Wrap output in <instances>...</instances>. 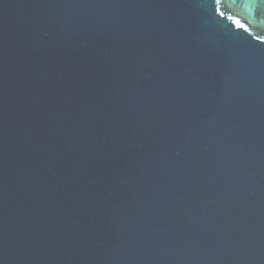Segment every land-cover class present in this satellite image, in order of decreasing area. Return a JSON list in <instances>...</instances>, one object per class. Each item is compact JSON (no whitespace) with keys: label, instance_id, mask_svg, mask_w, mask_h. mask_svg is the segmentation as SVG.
<instances>
[{"label":"water","instance_id":"obj_1","mask_svg":"<svg viewBox=\"0 0 264 264\" xmlns=\"http://www.w3.org/2000/svg\"><path fill=\"white\" fill-rule=\"evenodd\" d=\"M0 264H264V0H0Z\"/></svg>","mask_w":264,"mask_h":264},{"label":"snow or ice","instance_id":"obj_2","mask_svg":"<svg viewBox=\"0 0 264 264\" xmlns=\"http://www.w3.org/2000/svg\"><path fill=\"white\" fill-rule=\"evenodd\" d=\"M238 26H239V24H238Z\"/></svg>","mask_w":264,"mask_h":264}]
</instances>
